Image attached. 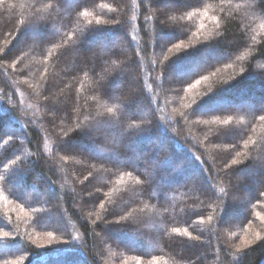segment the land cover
<instances>
[{"label":"trees","instance_id":"obj_1","mask_svg":"<svg viewBox=\"0 0 264 264\" xmlns=\"http://www.w3.org/2000/svg\"><path fill=\"white\" fill-rule=\"evenodd\" d=\"M261 116L264 0H0V264H264Z\"/></svg>","mask_w":264,"mask_h":264},{"label":"rangeland","instance_id":"obj_2","mask_svg":"<svg viewBox=\"0 0 264 264\" xmlns=\"http://www.w3.org/2000/svg\"><path fill=\"white\" fill-rule=\"evenodd\" d=\"M156 1H160V2H163L164 0H156ZM24 99V98H23ZM25 100V99H24ZM27 102V101H26ZM230 107V105H229ZM241 108V107H240ZM12 132V131H11ZM114 159V158H113ZM56 166V165H55ZM245 185V184H244ZM257 185V186H256ZM246 187H241V189L246 193L251 186H253L254 190L256 191V189L258 188V184H255V185H249L248 183L245 185ZM250 186V187H249ZM249 188V189H248ZM235 203H232V206H234V210L235 211H239V210H243V208L245 207V203H241L240 202V199L236 198V200L234 201ZM240 205V206H239ZM46 234H44L43 236L44 237H41L40 235H35L33 238H34V241H38V245H43V243H45V240L47 239L45 237Z\"/></svg>","mask_w":264,"mask_h":264},{"label":"snow or ice","instance_id":"obj_3","mask_svg":"<svg viewBox=\"0 0 264 264\" xmlns=\"http://www.w3.org/2000/svg\"><path fill=\"white\" fill-rule=\"evenodd\" d=\"M109 111H111V109H109ZM260 118H261V119H264V116H261ZM225 123H227V121H225ZM233 163H235V161H233ZM260 194H261V195H264V192H261Z\"/></svg>","mask_w":264,"mask_h":264}]
</instances>
